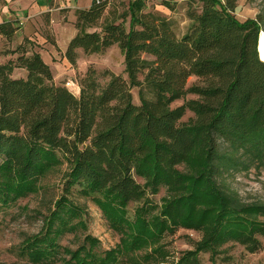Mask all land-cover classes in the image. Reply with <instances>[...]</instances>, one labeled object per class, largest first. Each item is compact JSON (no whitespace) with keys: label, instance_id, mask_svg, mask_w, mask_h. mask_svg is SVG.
Listing matches in <instances>:
<instances>
[{"label":"trees","instance_id":"trees-1","mask_svg":"<svg viewBox=\"0 0 264 264\" xmlns=\"http://www.w3.org/2000/svg\"><path fill=\"white\" fill-rule=\"evenodd\" d=\"M199 2L181 36L166 17L146 12L144 0L129 1L120 15L104 17L108 0L75 10L68 63L76 66L78 50L99 55L117 44L126 76L104 71L100 83L89 67L77 95L55 84L49 66L24 46L13 63L0 65V208L36 193L50 170L67 166L64 196L40 233L19 247L30 264H136L161 256V240L178 229L207 230L183 259L199 264L201 250L228 240L253 247L255 235H264L263 209L243 204L224 184L225 176L264 168V19L238 21L239 0ZM13 68L25 75L12 77ZM191 77L196 82L187 87ZM188 94L196 100L171 107ZM186 111L193 116L182 121ZM162 188L161 206L152 205L148 195ZM72 190L121 235L116 247L101 251L90 235L74 250L59 245L84 228L82 209L67 198Z\"/></svg>","mask_w":264,"mask_h":264},{"label":"rangeland","instance_id":"rangeland-1","mask_svg":"<svg viewBox=\"0 0 264 264\" xmlns=\"http://www.w3.org/2000/svg\"><path fill=\"white\" fill-rule=\"evenodd\" d=\"M109 4L104 17L110 11H116L118 15L123 13L127 7V0H108ZM186 0L179 6L172 3L171 12L173 19L170 20L178 36L183 35L191 27V21L187 12L198 9L199 0ZM189 6V8H188ZM153 6H151L150 12ZM260 15L264 19V0H239L234 12L235 18L243 22L246 19L255 18ZM264 35V21H263ZM261 34V33H260ZM12 54V53H11ZM260 55V54H259ZM47 58V57H46ZM264 61V57L259 59ZM10 60L13 63L15 61ZM53 80L55 84L67 87L75 95L78 94V79L89 67L98 74L100 83L107 81L103 76L104 71L121 75L124 78V57L117 44L108 48L99 55H85L83 52L77 54L76 66L72 67L63 57L57 55L53 60ZM12 69L11 76H19L20 72ZM196 82L191 77L187 82L190 87ZM137 88L131 89L134 103L138 104ZM196 96L188 94L183 99L175 101L171 107L181 106L184 101L196 100ZM190 111H186L182 121L192 117ZM67 173L65 164L58 165L50 170L38 182V191L34 194L18 200L9 208H0V264H30L20 252L21 247L27 240L40 233L43 228L44 217L54 208V203L64 196V181ZM142 183L140 179H137ZM225 187L236 194L239 200L246 205H258L264 211V168L253 167L248 170L236 172L224 177ZM165 190L162 188L155 195H148L150 203L160 207ZM67 198L80 207L83 211L84 228L79 227L75 232L67 233L59 239V245L71 250L81 245L83 237L90 235L100 242L99 250H108L116 247L120 242L121 235L112 229L104 218L99 207L87 197L72 190ZM134 204L128 206V216L132 217ZM258 221L264 224V215L258 217ZM207 230L194 231L178 229L174 234H166L160 242L162 255L148 261H140L136 264H185L184 257L189 251L196 248L206 239ZM257 244L253 247L246 246L234 240H228L217 244L210 249L201 250L196 254L199 264H264V235L256 234ZM139 252L137 256L143 255ZM190 261L191 258H189ZM121 264H134L131 262Z\"/></svg>","mask_w":264,"mask_h":264},{"label":"crops","instance_id":"crops-1","mask_svg":"<svg viewBox=\"0 0 264 264\" xmlns=\"http://www.w3.org/2000/svg\"><path fill=\"white\" fill-rule=\"evenodd\" d=\"M129 1L134 0H127V3ZM144 1L146 12L153 6V12L172 20L171 7L167 8L162 3L179 6L186 0ZM91 3L92 0H0V65L7 64L13 58L16 60V49L24 46L26 55L32 52L39 54L53 73V60L60 55L66 62V48L76 34L75 10L87 9ZM14 69L20 72L17 77L25 75L24 69Z\"/></svg>","mask_w":264,"mask_h":264},{"label":"bare ground","instance_id":"bare-ground-1","mask_svg":"<svg viewBox=\"0 0 264 264\" xmlns=\"http://www.w3.org/2000/svg\"><path fill=\"white\" fill-rule=\"evenodd\" d=\"M258 51L260 54L259 56L264 57V35L262 33L260 35L259 42H258Z\"/></svg>","mask_w":264,"mask_h":264},{"label":"water","instance_id":"water-1","mask_svg":"<svg viewBox=\"0 0 264 264\" xmlns=\"http://www.w3.org/2000/svg\"><path fill=\"white\" fill-rule=\"evenodd\" d=\"M258 54H259V51H258ZM260 57V56H259ZM261 60V59H260Z\"/></svg>","mask_w":264,"mask_h":264}]
</instances>
